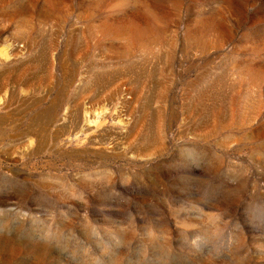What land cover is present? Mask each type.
Instances as JSON below:
<instances>
[{
	"label": "rangeland",
	"instance_id": "rangeland-1",
	"mask_svg": "<svg viewBox=\"0 0 264 264\" xmlns=\"http://www.w3.org/2000/svg\"><path fill=\"white\" fill-rule=\"evenodd\" d=\"M0 264H264V0H0Z\"/></svg>",
	"mask_w": 264,
	"mask_h": 264
},
{
	"label": "bare ground",
	"instance_id": "bare-ground-1",
	"mask_svg": "<svg viewBox=\"0 0 264 264\" xmlns=\"http://www.w3.org/2000/svg\"><path fill=\"white\" fill-rule=\"evenodd\" d=\"M129 35V34H128Z\"/></svg>",
	"mask_w": 264,
	"mask_h": 264
}]
</instances>
